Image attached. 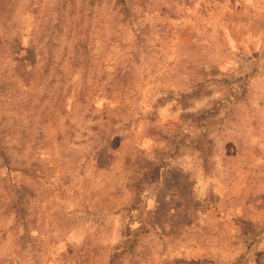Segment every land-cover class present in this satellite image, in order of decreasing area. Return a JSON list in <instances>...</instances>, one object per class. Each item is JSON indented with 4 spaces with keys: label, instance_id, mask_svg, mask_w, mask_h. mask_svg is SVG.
<instances>
[{
    "label": "rangeland",
    "instance_id": "obj_1",
    "mask_svg": "<svg viewBox=\"0 0 264 264\" xmlns=\"http://www.w3.org/2000/svg\"><path fill=\"white\" fill-rule=\"evenodd\" d=\"M0 264H264V0H0Z\"/></svg>",
    "mask_w": 264,
    "mask_h": 264
}]
</instances>
